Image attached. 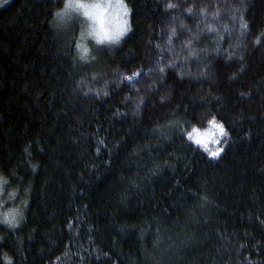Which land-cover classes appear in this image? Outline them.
I'll use <instances>...</instances> for the list:
<instances>
[{
	"label": "trees",
	"instance_id": "16d2710c",
	"mask_svg": "<svg viewBox=\"0 0 264 264\" xmlns=\"http://www.w3.org/2000/svg\"><path fill=\"white\" fill-rule=\"evenodd\" d=\"M124 1L90 60L65 0L0 7V264H264V0Z\"/></svg>",
	"mask_w": 264,
	"mask_h": 264
},
{
	"label": "rangeland",
	"instance_id": "374dc122",
	"mask_svg": "<svg viewBox=\"0 0 264 264\" xmlns=\"http://www.w3.org/2000/svg\"><path fill=\"white\" fill-rule=\"evenodd\" d=\"M8 2L9 0H0V7ZM69 2L76 5H89L90 7L88 8V11L99 12L100 14L99 20L91 19L88 15H85L84 10L81 9L79 13L71 16L70 21L67 19L66 14H62L60 17L55 15L54 20L57 27L69 30L75 34L77 54L81 59H92L99 48H110L119 43L120 40L128 34L130 30V12L124 0H69ZM94 5H99V9L93 8L92 6ZM101 21L103 22V30L108 35H113L122 26V22L124 21H126L127 30L118 41H114L105 36V42L100 45H96L91 36L87 39L82 38V33L85 31V25H87L88 28H95L97 32H101ZM174 24L175 23L171 18L168 21L167 32H173ZM199 133L202 135V138L204 133H215L216 136L219 135L217 130L213 132L199 131ZM193 135L195 136L196 134L193 133ZM21 205L24 204L17 196L16 191L9 189L5 180L0 176V226L15 228L21 220ZM13 217H15V226H11L4 222Z\"/></svg>",
	"mask_w": 264,
	"mask_h": 264
},
{
	"label": "snow or ice",
	"instance_id": "6c2138e0",
	"mask_svg": "<svg viewBox=\"0 0 264 264\" xmlns=\"http://www.w3.org/2000/svg\"><path fill=\"white\" fill-rule=\"evenodd\" d=\"M93 8L99 9V5H94L92 6ZM169 7H174V5H169ZM58 16H61V14H57ZM85 15H88L91 19L99 20L100 19V14L99 12H90L86 11ZM127 30L126 28V21L122 22V26L113 34V35H108L107 33L104 32L103 30V22L101 21V32L107 36L109 39H112L114 41H118L119 38L124 34V32ZM160 71H163V69H160ZM135 75V74H134ZM127 80L131 81L132 77H126ZM209 124L217 130L219 133L220 137L226 136L227 133L224 131L223 125H219L215 119L209 121ZM193 133L196 135L194 136ZM188 138L190 140H193L197 145L203 147L204 151L207 152L210 156V158L216 159L220 156L221 152L223 151L222 147H217L215 149L209 148L208 144L213 143V144H220V139L216 138L215 133H204L203 138L202 135L199 133L198 129L193 128L192 133L188 134ZM5 223H8L11 226H15V217L12 219H8L4 221Z\"/></svg>",
	"mask_w": 264,
	"mask_h": 264
},
{
	"label": "clouds",
	"instance_id": "9594fccd",
	"mask_svg": "<svg viewBox=\"0 0 264 264\" xmlns=\"http://www.w3.org/2000/svg\"><path fill=\"white\" fill-rule=\"evenodd\" d=\"M90 6L86 5V4H73L70 3L69 0H65V4L63 5L62 9H58L56 12V16H58L57 14H66L67 19L70 21L71 16L79 13L81 9L84 10V12L88 11V8ZM89 36L92 37V39L95 41L96 45H100L103 44L105 42V35L102 32H97L95 28H88L87 25H85V31L84 33H82V38L83 39H87Z\"/></svg>",
	"mask_w": 264,
	"mask_h": 264
}]
</instances>
